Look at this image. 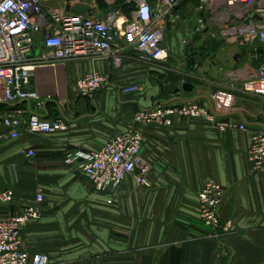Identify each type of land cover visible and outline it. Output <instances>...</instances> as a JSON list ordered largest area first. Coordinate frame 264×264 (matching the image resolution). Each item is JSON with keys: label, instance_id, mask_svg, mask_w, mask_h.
I'll return each mask as SVG.
<instances>
[{"label": "crops", "instance_id": "crops-1", "mask_svg": "<svg viewBox=\"0 0 264 264\" xmlns=\"http://www.w3.org/2000/svg\"><path fill=\"white\" fill-rule=\"evenodd\" d=\"M86 1L92 6L88 14H108L97 0ZM105 1L112 5L115 0ZM198 8L199 0L182 4L181 18L165 40L166 63L142 61L139 52L129 49L119 68L111 59L91 58L36 68L32 87L52 96L41 113L70 126L47 135L24 132L0 143V191H14L13 202L0 208V218L20 214L29 205L42 209V217L22 229L30 253H45L52 264H264V175L254 171L248 155L251 133L263 125L264 97L235 87L243 71L260 66L264 45L240 47L197 31ZM121 17L128 18L117 14ZM203 48L212 59L201 56ZM44 50L38 36L30 58ZM92 69L108 74L110 84L93 98H82L76 83ZM185 83L193 89L186 91ZM136 84L144 90H121ZM179 100L216 106L249 130L220 133L203 120L185 117H176L169 127H142L152 181L147 189L127 178L113 190H98L65 163L68 150L97 149L132 127L136 110ZM15 107L34 110L32 102H16L0 106V114ZM29 149L35 156H27ZM211 177L225 188L222 223H232L219 237L208 236L199 216L198 193Z\"/></svg>", "mask_w": 264, "mask_h": 264}, {"label": "built area", "instance_id": "built-area-1", "mask_svg": "<svg viewBox=\"0 0 264 264\" xmlns=\"http://www.w3.org/2000/svg\"><path fill=\"white\" fill-rule=\"evenodd\" d=\"M80 0H0V106L16 102H32L34 110L12 108L0 114V143L18 138L22 133L52 134L70 126L63 118L49 119L41 113L52 96H42L32 87V78L39 65L55 64L76 58L111 59L119 68L129 49L139 52L142 61L166 63L170 57L165 44L172 25L181 18L186 0H128L135 3L131 18L119 24L118 12L104 17L76 13L71 6ZM116 1V0H115ZM114 1V2H115ZM113 2V3H114ZM112 3V4H113ZM199 12L210 10L205 22L200 17L197 31L207 29L211 37L231 41L240 47L264 45V0H199ZM41 36L45 50L35 59L30 54L36 38ZM110 84V76L95 69L87 71L76 83L80 97L93 98ZM243 92L264 97V57L255 70L241 73ZM125 93L142 92V85L122 86ZM216 106L199 101L156 102L149 108L136 110L133 126L94 150H68L65 163L84 174L98 190H113L131 178L142 188H150V165L143 155L142 127H169L176 117L194 118L210 124L220 133L248 131L245 122L226 118ZM34 149L27 151L33 157ZM248 155L256 173L264 175V121L261 130L251 133ZM224 186L209 178L198 193L199 216L209 228L208 236L219 237L232 227L223 224L220 206ZM41 202L44 194L39 191ZM14 191H0V208L12 203ZM42 217L39 204L29 205L20 214L0 218V264H52L45 253H30L22 238V229Z\"/></svg>", "mask_w": 264, "mask_h": 264}, {"label": "trees", "instance_id": "trees-1", "mask_svg": "<svg viewBox=\"0 0 264 264\" xmlns=\"http://www.w3.org/2000/svg\"><path fill=\"white\" fill-rule=\"evenodd\" d=\"M99 8L124 14L131 18L132 11L135 9V3L128 0H116L112 5H108L105 0H97Z\"/></svg>", "mask_w": 264, "mask_h": 264}, {"label": "water", "instance_id": "water-1", "mask_svg": "<svg viewBox=\"0 0 264 264\" xmlns=\"http://www.w3.org/2000/svg\"><path fill=\"white\" fill-rule=\"evenodd\" d=\"M92 9V6L87 3L86 0H80L79 2L75 3L74 5L71 6V10L76 12V13H81V14H86ZM200 15L204 17L205 22L207 21V18L211 17V12L210 10H207L206 12H201ZM205 32L207 29L204 30ZM192 37V36H191ZM162 46H165L163 43ZM193 85L191 83H185L184 84V89L186 91H191L193 89Z\"/></svg>", "mask_w": 264, "mask_h": 264}, {"label": "rangeland", "instance_id": "rangeland-1", "mask_svg": "<svg viewBox=\"0 0 264 264\" xmlns=\"http://www.w3.org/2000/svg\"><path fill=\"white\" fill-rule=\"evenodd\" d=\"M171 30H172V29H171ZM171 30H170V31H171ZM186 31H188L187 33H189V30H186ZM193 36H194V33H193L192 37H193ZM188 40H189V39H188ZM176 43H177V47H178V46H179V45H178V40L176 41ZM201 50H202V49H201ZM261 51L264 52V46H261ZM211 54H212V53L209 51L208 48H207V49L203 48V50H202V52H201V56L203 55L204 57H210V58H211V57H212ZM195 56H196V55H195ZM212 58H213V57H212ZM212 58H211V59H212ZM195 62H196V61H195ZM227 63H228V62H225L224 65H227ZM229 63H230V62H229ZM194 65H195V64H193V63H192V64H188V66H187L186 68H187L188 70H189V69L191 70L192 68H190V67H193ZM172 66H173V65L171 64V65L168 66V67H172ZM181 66H182V65H181ZM193 69H194V68H193ZM194 71H195V70H194ZM194 71H193V72H194ZM187 72H189V71H187ZM235 87H239V88H240V85H236Z\"/></svg>", "mask_w": 264, "mask_h": 264}, {"label": "bare ground", "instance_id": "bare-ground-1", "mask_svg": "<svg viewBox=\"0 0 264 264\" xmlns=\"http://www.w3.org/2000/svg\"><path fill=\"white\" fill-rule=\"evenodd\" d=\"M119 22H122L123 21V18L121 17V18H119V20H118ZM125 22V20L122 22V23H124ZM121 23V24H122Z\"/></svg>", "mask_w": 264, "mask_h": 264}]
</instances>
